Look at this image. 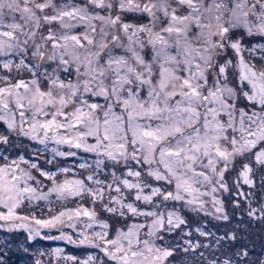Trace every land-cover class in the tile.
Returning <instances> with one entry per match:
<instances>
[{"label":"snow or ice","instance_id":"snow-or-ice-1","mask_svg":"<svg viewBox=\"0 0 264 264\" xmlns=\"http://www.w3.org/2000/svg\"><path fill=\"white\" fill-rule=\"evenodd\" d=\"M0 124V230L98 250L47 255L264 264V0H0Z\"/></svg>","mask_w":264,"mask_h":264},{"label":"rangeland","instance_id":"rangeland-1","mask_svg":"<svg viewBox=\"0 0 264 264\" xmlns=\"http://www.w3.org/2000/svg\"><path fill=\"white\" fill-rule=\"evenodd\" d=\"M126 18L130 21L136 22L132 15H129ZM3 128L4 126L0 124V132L3 131ZM16 143L21 146V154H26V158H31L33 160H35L36 157L32 156V151L34 149H44L45 147L44 145H39L38 143L29 141L27 138L23 137L16 140ZM47 147L48 151L42 152V156L44 158L51 157L52 154L50 150L52 147H60L62 150L67 149V146H57L54 143H49ZM13 156H15L14 152ZM67 158L68 157H57V161L60 162L61 166H71L74 162L68 161ZM40 163L42 166L50 170H55L52 165L44 164L43 160H41ZM85 206H87V202H85ZM68 207H75V204L69 203ZM101 218L106 219L107 217L106 215L101 214ZM83 219L86 220L87 218ZM80 227H83V225H80ZM250 229L248 240L255 246L257 251H259L262 247H264V228H261V226L257 224L255 228H251L250 226ZM92 230L98 231L99 225H94ZM63 231L71 233L73 230L64 227ZM59 234L60 230L58 229H44L42 230V236L29 241L27 240L26 230L13 231L11 233L6 230H0V252L3 253V260L5 261V264H34V261L37 258L45 261V264H71V262H65L63 259L57 260L54 257L47 255V253L52 252L57 247L64 250V255H72L79 258H84L88 254H95L98 252L97 249L89 246H77L69 244L64 240L43 238L44 236H58ZM25 248L27 251L24 250ZM40 252H44L46 255L40 257Z\"/></svg>","mask_w":264,"mask_h":264},{"label":"flooded vegetation","instance_id":"flooded-vegetation-1","mask_svg":"<svg viewBox=\"0 0 264 264\" xmlns=\"http://www.w3.org/2000/svg\"><path fill=\"white\" fill-rule=\"evenodd\" d=\"M67 150H68V148L65 149V151H67ZM67 160H68V161L75 162V163H79V162H80V161L78 160V158H74V157H68Z\"/></svg>","mask_w":264,"mask_h":264}]
</instances>
